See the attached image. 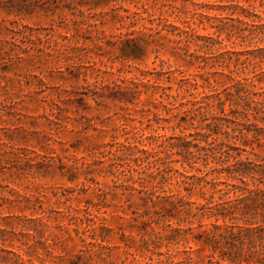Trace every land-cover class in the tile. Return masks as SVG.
I'll return each mask as SVG.
<instances>
[{
    "label": "rangeland",
    "instance_id": "rangeland-1",
    "mask_svg": "<svg viewBox=\"0 0 264 264\" xmlns=\"http://www.w3.org/2000/svg\"><path fill=\"white\" fill-rule=\"evenodd\" d=\"M262 48L264 0H0V264H211L215 217L148 223L246 187L218 171L264 156Z\"/></svg>",
    "mask_w": 264,
    "mask_h": 264
},
{
    "label": "trees",
    "instance_id": "trees-1",
    "mask_svg": "<svg viewBox=\"0 0 264 264\" xmlns=\"http://www.w3.org/2000/svg\"><path fill=\"white\" fill-rule=\"evenodd\" d=\"M254 25V24H253ZM255 28H262L260 25H254ZM136 42V41H134ZM264 51V48H262ZM242 54V53H240ZM254 57H256L254 55ZM261 62H264V56H261ZM242 64L251 59L239 60ZM239 85H242L238 81ZM260 133L264 135V131ZM245 148L241 151H246L248 142L244 141ZM260 146V144H259ZM238 150L239 148H235ZM212 152V149H208ZM192 154V152H187ZM227 154V158L232 155ZM237 155H241L239 151ZM215 158V157H214ZM219 173H226L229 178L239 180L246 187L242 188L239 194L235 190L216 189L218 184L212 182L214 192L208 197V203L202 206H196L194 203L187 200L184 196L181 197H166L162 207L155 212V219L151 223H160L161 221L168 222L167 235L154 233V244L156 246H170L173 242H178L182 239L187 240L186 235L192 230L191 227L186 229L180 228L181 222L192 224V219L203 218L205 216L215 217L216 221L212 224V228L204 230L195 235V239L201 242L202 246L210 248V263L218 254L216 264H264V156L260 163H255L247 160H236L234 163L221 168ZM257 180L258 184L255 188L248 187V180ZM207 183H209L207 181ZM197 187L192 183L187 189L189 194ZM237 189L235 184L232 185ZM220 193L216 203L214 194ZM233 192V196H229ZM171 219H177L178 226H171ZM223 220V224H219V220ZM14 256V263L19 264L21 261L20 255L10 251ZM162 255V253H160ZM187 262L191 264L192 257L188 256ZM23 264L22 262H20Z\"/></svg>",
    "mask_w": 264,
    "mask_h": 264
}]
</instances>
